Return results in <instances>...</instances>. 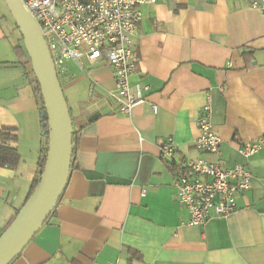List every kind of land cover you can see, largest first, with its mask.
<instances>
[{
  "label": "crops",
  "instance_id": "1",
  "mask_svg": "<svg viewBox=\"0 0 264 264\" xmlns=\"http://www.w3.org/2000/svg\"><path fill=\"white\" fill-rule=\"evenodd\" d=\"M250 1L142 5L130 85L145 86V100L129 114L109 95L110 66L66 63L59 81L77 131L69 176L54 213L10 264H264V145L248 158L238 151L264 135V11ZM16 45L0 25V128L13 130L19 154L16 166L0 167V234L28 196L45 143L31 65ZM207 99L223 167L245 164L251 186L235 211L188 226L171 164L199 155ZM167 137L170 159L160 154Z\"/></svg>",
  "mask_w": 264,
  "mask_h": 264
},
{
  "label": "built area",
  "instance_id": "2",
  "mask_svg": "<svg viewBox=\"0 0 264 264\" xmlns=\"http://www.w3.org/2000/svg\"><path fill=\"white\" fill-rule=\"evenodd\" d=\"M43 36L58 79L67 72L68 61L84 70L104 63L111 67L115 88L109 92L117 110L129 114L134 105L145 100L146 87L130 85L139 62L133 45L140 7L157 0H21ZM252 8L264 11V0L250 1ZM89 85V96L95 90ZM209 99L202 106L193 146L199 155L183 157L172 164L173 187L177 203L189 214L186 225L202 226L212 218L225 217L237 209L236 199L251 186V174L245 164L225 168L221 163V138L210 123ZM264 145V135L244 143L239 153L248 158ZM176 150L172 137L160 147L161 157L170 159ZM144 193V191L142 192Z\"/></svg>",
  "mask_w": 264,
  "mask_h": 264
},
{
  "label": "water",
  "instance_id": "3",
  "mask_svg": "<svg viewBox=\"0 0 264 264\" xmlns=\"http://www.w3.org/2000/svg\"><path fill=\"white\" fill-rule=\"evenodd\" d=\"M23 39L50 127L40 181L0 234V264H10L47 221L62 195L71 167L72 119L47 44L21 0H2Z\"/></svg>",
  "mask_w": 264,
  "mask_h": 264
},
{
  "label": "trees",
  "instance_id": "4",
  "mask_svg": "<svg viewBox=\"0 0 264 264\" xmlns=\"http://www.w3.org/2000/svg\"><path fill=\"white\" fill-rule=\"evenodd\" d=\"M14 26L18 30L15 23H14ZM20 40H21L20 44L16 45L14 47V49L20 58H24V57L26 58L27 57L28 62H30L28 55H27V52H26V49L24 47L23 39H22L21 35H20ZM31 82L33 84V90L38 95L39 102H40L39 106H40L41 133H42V136L44 138L45 143H44L43 149L40 152L39 158L37 160L36 173L32 179L31 188H30V191L28 193L26 200L28 199V197L30 196V194L33 192V190L36 188V186L38 185V183L40 181L41 174H42L44 164H45V158H46L47 147L49 144V135H50V127H49V123H48V118H47L45 107H44V104H43V101H42V98L40 95V89H39L38 83L35 79L33 72H32V81ZM69 113L71 116L70 108H69ZM71 119H72V116H71ZM72 125H73V131H72V154H73V152L75 150L76 139H77V137H76L77 131L74 129L73 119H72ZM15 140H16V136L13 133L12 129L7 128V127H1L0 128V167L12 168V167L17 165V163L19 161L18 151L16 150V148H14L10 145V143L14 142ZM71 160H72V157H71ZM169 167H170V165H169ZM171 167H172V164H171ZM26 200H25V202H26ZM19 209H20V207L15 209L14 213L9 218V220L7 221L5 226H3L1 233L8 227V225L14 219V217L16 216ZM54 211H55V209L53 210L51 215L54 213Z\"/></svg>",
  "mask_w": 264,
  "mask_h": 264
},
{
  "label": "rangeland",
  "instance_id": "5",
  "mask_svg": "<svg viewBox=\"0 0 264 264\" xmlns=\"http://www.w3.org/2000/svg\"><path fill=\"white\" fill-rule=\"evenodd\" d=\"M0 25L5 30L7 37L12 45H16L18 43V39L21 42L20 33L15 28L13 18L11 17L7 7L2 0H0Z\"/></svg>",
  "mask_w": 264,
  "mask_h": 264
}]
</instances>
